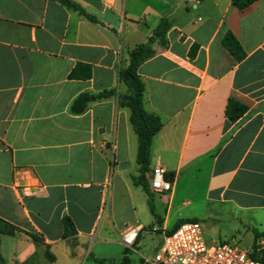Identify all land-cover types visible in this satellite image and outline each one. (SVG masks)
I'll return each mask as SVG.
<instances>
[{
  "label": "crops",
  "instance_id": "1",
  "mask_svg": "<svg viewBox=\"0 0 264 264\" xmlns=\"http://www.w3.org/2000/svg\"><path fill=\"white\" fill-rule=\"evenodd\" d=\"M71 1L97 22L57 0H0V220L17 228L0 233L4 264H88L95 248L98 264L115 260L102 256L113 249L123 263L144 264L198 193L237 221L232 243L263 233L264 0L244 10L233 0ZM163 19L166 44H153L138 74L146 111L163 122L149 185L160 166L173 187L149 195L133 182L139 143L120 103L128 93L120 71ZM228 31L242 61L221 44ZM79 64L91 67L89 79ZM83 93L89 107L75 114ZM231 99L247 107L237 122L225 114ZM133 226L140 232L129 249L122 235Z\"/></svg>",
  "mask_w": 264,
  "mask_h": 264
},
{
  "label": "trees",
  "instance_id": "2",
  "mask_svg": "<svg viewBox=\"0 0 264 264\" xmlns=\"http://www.w3.org/2000/svg\"><path fill=\"white\" fill-rule=\"evenodd\" d=\"M61 4L74 8L76 11H79L84 17H86L91 22H97L96 18L86 13L83 9L75 5L71 0H57ZM259 0H233V5L239 10H244L251 4ZM171 24L167 19H163L156 30L153 32V35L149 38V41L145 44H141L134 48L130 53L129 64L124 66L120 71V79L128 87V93L121 97L120 103L122 106H125L130 109L131 124L138 137V155L137 163L139 165V175L133 178L135 185L142 186L144 190L150 195V185L147 178L148 173L150 172V153L153 138L163 127V122L160 117L150 114L145 109V85L138 74L139 66L146 60L152 58L155 55L153 50V44L158 43L161 45L166 44L165 35L170 28ZM222 46L235 58L236 61H242L246 53L242 48L241 44L237 38L233 35L232 32L228 31L222 39ZM79 67H86L82 64L78 65ZM87 72L84 74L85 79L91 77V67L87 66ZM71 78L78 77V68L74 69ZM114 95V91H108L100 94L98 99H107ZM91 101V95L83 93L79 95L71 106V110L75 114H83L89 107ZM247 112V107L238 101L231 99L229 100L226 107V117L231 122H237L242 118ZM196 221V220H193ZM65 227L67 232L72 228V222L69 218L64 219ZM184 221H181L173 229L175 231ZM16 227L9 225L0 220V233L13 235ZM171 231L170 233H172ZM31 237L39 242L40 238L34 234H31ZM261 238H264V232L254 233V244L252 250V258L264 262V251H258L257 241ZM46 256L50 261H53L54 258L49 252H46ZM100 264H104L103 261H98ZM0 264H4L2 258H0Z\"/></svg>",
  "mask_w": 264,
  "mask_h": 264
},
{
  "label": "built area",
  "instance_id": "3",
  "mask_svg": "<svg viewBox=\"0 0 264 264\" xmlns=\"http://www.w3.org/2000/svg\"><path fill=\"white\" fill-rule=\"evenodd\" d=\"M172 187L173 183L167 178L166 170L160 166L155 167L151 172V190L163 194L170 192ZM139 232V227L133 226L123 233L122 242L126 248H133ZM251 254V251L234 243L219 242L208 246L201 223L189 221L167 234L154 259H146L144 264H264L254 260Z\"/></svg>",
  "mask_w": 264,
  "mask_h": 264
},
{
  "label": "rangeland",
  "instance_id": "4",
  "mask_svg": "<svg viewBox=\"0 0 264 264\" xmlns=\"http://www.w3.org/2000/svg\"><path fill=\"white\" fill-rule=\"evenodd\" d=\"M181 193L182 195H184V197H186V191L184 188L181 189ZM192 199L194 202L191 205H179V208H181L182 212L185 214L184 216H186V219H184L183 221L189 222L196 220L200 222L203 228L204 239L208 246L215 245L221 242L220 240L232 243L231 235L235 234V232L237 231V221L233 220V218L231 216H228L226 213H220V211H218L215 206H212L205 202L203 200V196L200 193L192 197ZM189 216L196 217L194 218ZM235 238L236 241L234 242V244H237L242 249L252 252L254 237L251 234H244L241 236L236 235ZM157 240L158 239H156V241ZM94 241H98V239L95 237ZM256 244L258 251H264V238L259 239ZM154 245L155 244L152 243L150 248H153ZM88 253L91 254L88 264H98L97 262H93L92 258L94 254H100L99 251L96 248L93 249V251H90L89 249ZM102 254H107L102 256H113L115 258V260L100 259L103 260L104 264H126L123 263L122 259L117 257V251L115 249L102 252ZM129 264H139V259L135 258V261Z\"/></svg>",
  "mask_w": 264,
  "mask_h": 264
}]
</instances>
